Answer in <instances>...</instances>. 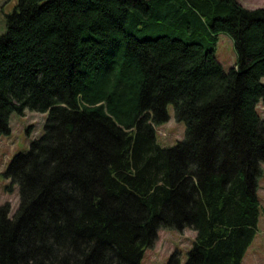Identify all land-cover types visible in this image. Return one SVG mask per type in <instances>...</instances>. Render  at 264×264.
I'll use <instances>...</instances> for the list:
<instances>
[{
	"label": "trees",
	"instance_id": "obj_1",
	"mask_svg": "<svg viewBox=\"0 0 264 264\" xmlns=\"http://www.w3.org/2000/svg\"><path fill=\"white\" fill-rule=\"evenodd\" d=\"M263 77L264 7L17 0L0 35V134L12 111L46 119L5 172L19 200L0 205V264H139L160 226L195 231L185 264H241L259 217ZM168 104L185 134L165 147Z\"/></svg>",
	"mask_w": 264,
	"mask_h": 264
},
{
	"label": "rangeland",
	"instance_id": "obj_2",
	"mask_svg": "<svg viewBox=\"0 0 264 264\" xmlns=\"http://www.w3.org/2000/svg\"><path fill=\"white\" fill-rule=\"evenodd\" d=\"M247 8L264 7V0H238ZM17 0H0V35L6 31V15L11 13ZM215 56L224 70H229L236 61V52L231 36L219 32L216 36ZM264 81V77L262 78ZM257 110L264 118V101L257 104ZM168 120L157 125L156 139L165 147L173 146L185 134V124L174 115L172 104L167 105ZM46 112L24 109L22 113L12 111L8 117L9 131L0 134V205L8 202L10 213L19 200V187L5 172L12 157L28 150L30 142L42 135ZM261 171L257 176V195L259 198V217L255 236L247 247L241 264H264V161L260 162ZM195 231L188 227H162L157 229V237L148 246L139 264H170L173 255L179 264H185L188 251L192 246Z\"/></svg>",
	"mask_w": 264,
	"mask_h": 264
}]
</instances>
